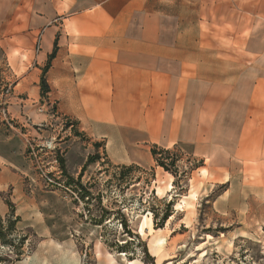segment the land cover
Masks as SVG:
<instances>
[{
    "label": "crops",
    "instance_id": "0c3cea01",
    "mask_svg": "<svg viewBox=\"0 0 264 264\" xmlns=\"http://www.w3.org/2000/svg\"><path fill=\"white\" fill-rule=\"evenodd\" d=\"M13 1L0 3V47L15 65L29 48L44 103L29 93V108L0 113V217L13 213L27 236L12 264H83L81 246L98 241L99 225L37 181L24 116L71 119L114 165L148 167L154 147L183 148L218 177L264 178V0Z\"/></svg>",
    "mask_w": 264,
    "mask_h": 264
},
{
    "label": "rangeland",
    "instance_id": "374dc122",
    "mask_svg": "<svg viewBox=\"0 0 264 264\" xmlns=\"http://www.w3.org/2000/svg\"><path fill=\"white\" fill-rule=\"evenodd\" d=\"M15 52L18 65L0 47V113L6 117L9 106L29 108V93L31 101L44 103L33 95L29 83V48ZM15 52L8 51L10 55ZM45 104L46 111L53 114V104ZM24 118L22 123L29 126L23 129L32 131L27 145L37 181L46 187L48 176L61 177L69 179L75 189L80 181L89 197L79 198L72 188L78 194L74 199L69 193L67 198L73 216L105 220L93 232L98 241L81 246L86 252L83 264H99L94 251L100 253L101 247L106 249L101 260L107 264L109 253L120 264H128V260H136L135 264H264V178L241 171L228 180L226 175L218 177L203 159L183 148L170 149L162 156L168 169L157 162L148 167L114 165L103 148L76 134V129L67 128L65 121L33 125L30 116ZM166 212L169 218L164 223ZM123 220L130 234L122 226ZM73 234L79 235L78 231ZM23 236H17L16 243ZM35 236L29 231V250L37 244ZM159 238H165V243L156 251ZM122 244H127L126 252L118 251L117 245ZM6 247H0V264L17 259L16 251L10 253Z\"/></svg>",
    "mask_w": 264,
    "mask_h": 264
},
{
    "label": "trees",
    "instance_id": "16d2710c",
    "mask_svg": "<svg viewBox=\"0 0 264 264\" xmlns=\"http://www.w3.org/2000/svg\"><path fill=\"white\" fill-rule=\"evenodd\" d=\"M41 86H42L43 92L48 91L49 87H48V84H47V81H46L45 73L42 76ZM52 108H53L52 111H55L54 110L55 107L52 106ZM66 127L67 128H71L72 127L75 130L76 129V122L71 121L69 119V120L66 121ZM75 132H76V134L80 135V133L78 131H75ZM168 151L169 150L159 149V148H156V147H154L153 150H152V153H153V156L155 157L156 162L160 166L165 167L166 169H168V166L164 162V159L162 158V156L165 153H167ZM91 160L93 161L95 159L92 158ZM171 165H175V161L174 160H172ZM60 167L63 170V172H66L65 171V164L63 162H61ZM68 180L69 179H67L66 183L68 185H70L72 188H74V185H72V182L69 183ZM78 184H79V189H77V188L76 189L74 188V189L76 190V192H78V194L80 196L79 198H81V199H86L87 198L88 199L89 193H88L86 187L80 181H78ZM168 218H169V213L166 212L164 214L163 218H162V221L165 223ZM90 220L94 224L99 225V226L104 224V222H105V220H100V219H97V218H95V219L90 218ZM17 221H18V218H15L13 213L5 220L0 217V241H1L2 245H4V246H13L14 250L16 251L17 258H18L22 254L21 249H22V247L24 246V244H25V242L27 240V236L20 237L18 242L16 243V239H17L16 224H17ZM122 226L124 228H126V230H127L126 232L130 234V231L128 230V225H127L126 220H123ZM126 245L127 244L117 245L118 246L117 247L118 251L126 252L127 251L126 250L127 249ZM0 262H2V259H0Z\"/></svg>",
    "mask_w": 264,
    "mask_h": 264
},
{
    "label": "built area",
    "instance_id": "2783aa9c",
    "mask_svg": "<svg viewBox=\"0 0 264 264\" xmlns=\"http://www.w3.org/2000/svg\"><path fill=\"white\" fill-rule=\"evenodd\" d=\"M69 120L68 118H65L64 121L66 122ZM71 120V119H70ZM62 176V175H61ZM46 188H53L54 190L62 191L64 194V197L67 199L68 194H72L74 199L78 198V194L74 191H72V187L66 183V180H61V177L53 178L51 179L49 176L46 178ZM64 190V191H63ZM19 240V239H18ZM5 247V246H3ZM10 253H14V247L13 246H7L6 247Z\"/></svg>",
    "mask_w": 264,
    "mask_h": 264
},
{
    "label": "bare ground",
    "instance_id": "6f19581e",
    "mask_svg": "<svg viewBox=\"0 0 264 264\" xmlns=\"http://www.w3.org/2000/svg\"><path fill=\"white\" fill-rule=\"evenodd\" d=\"M164 243H165V238H160V240L158 241V245L159 246H162ZM98 255L100 256V253H98ZM108 257L110 259L109 260V263L110 264H120V263H118V261L116 260V258L114 257V255H112L111 253L108 254ZM128 264H135V262H134V260H128Z\"/></svg>",
    "mask_w": 264,
    "mask_h": 264
}]
</instances>
